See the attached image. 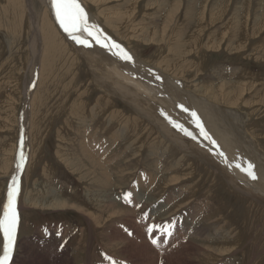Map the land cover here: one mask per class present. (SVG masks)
I'll return each instance as SVG.
<instances>
[{
	"label": "rangeland",
	"instance_id": "1",
	"mask_svg": "<svg viewBox=\"0 0 264 264\" xmlns=\"http://www.w3.org/2000/svg\"><path fill=\"white\" fill-rule=\"evenodd\" d=\"M81 1L88 11L99 18V21L104 24L113 38L126 45L146 64L153 65L166 72V74H170L180 83H184L186 88H190L197 93H205L204 91L209 85L211 86L210 89L215 90L223 84L224 89L231 93L238 84H243V87L247 88L246 93H249L246 95L243 104L240 106L233 105L235 109H239L238 114L245 116L243 121H246L245 119H247L250 111L249 108L244 107L246 100H251L249 94L253 92L258 96L263 95L260 91L264 90V60L259 61L257 58L259 54L257 51L255 52V49L262 47L264 44V41H262L264 40V0H207V2L206 0H197V3L195 0L188 10H186L188 6L186 0H178L179 3L174 2V0H169V2L174 3H169L167 0H157L159 5L155 3V6L154 4L148 5L149 1L154 0H113L112 3H105L99 7L91 0ZM126 1L133 3L128 5ZM164 2L165 6H161L163 7L161 10L160 4ZM21 7L22 11L20 12ZM28 7V1L26 0H14V3L12 0H0V166H2L0 168V204L7 186L6 179L10 174H14L16 170L19 171L21 151L26 157L22 166L24 169H22L19 177L21 193L19 187V193L16 197L18 213L22 212L23 216V224L20 230L22 234L21 236L20 233L17 235V238H20L18 242L19 249L14 254L11 264H69L67 263L68 260L73 264H110L111 261L107 259L109 257L117 262H122V264H134L135 261L128 259L127 256V250L132 245L145 246L148 250L151 246L154 250H157L155 252H158V264H167L166 260L169 258L173 261V257L175 262L182 261L183 264H264V199L255 198V195L238 189L236 186L234 187L224 177V174L208 164L207 160L199 159L194 154L183 153L181 148L170 141H166L163 145L159 144L162 150L154 154L153 158L158 162V170H160L157 174L159 176L154 178L156 174L153 175L152 172L156 171L157 167L149 165V163L152 164V160L148 159V150L144 149V146L147 144L149 146L151 138L149 139L146 136L145 130L149 129L147 132L154 134L153 142L155 137L161 136L159 130H157L158 128L137 112L135 113L129 104L116 97L110 98L105 91L96 85L88 61L66 37L58 22H55V18L52 19L51 12L46 10L47 8L44 7L42 0H34L32 7L36 9L37 14L48 12L52 23L58 26V31L62 32V38L67 42H59L60 45H69L68 48L72 50L73 54H78V62L75 64L71 56V61H68L66 66L63 64L61 55H65V50L60 51L61 55L56 54L59 52H56L54 47L49 44V34L53 32V29L46 24L45 18L40 20L45 24L44 29L47 31H44L45 33L42 31L46 41L43 45V58L37 61L35 57L33 59L34 46L38 42L36 48L40 49L42 41H36L35 39L33 20ZM181 7L183 9L180 10ZM213 8H215V14L211 15ZM169 9L176 12L173 17H166L168 11H170ZM200 10L202 11L200 12ZM233 11L235 14L237 12L239 16L236 14L238 16L236 17ZM219 12L223 13L218 14ZM88 18L89 22L96 20L95 18L91 19L92 17L89 15ZM186 18H190L193 22L189 24L185 20ZM125 20H131L132 22L127 24ZM205 20H207V23ZM212 20L214 21L212 22ZM221 20L224 21L221 22ZM250 24H252L251 27H249ZM142 26L146 27L145 30ZM257 26H263V31L257 32ZM247 27H249L248 30ZM196 29H200V36L195 42L189 43L191 34ZM229 29L233 31L230 32ZM140 32H142L141 37L144 40L137 36ZM256 32L259 35L255 36ZM153 36L155 42L151 40L148 42L147 39ZM177 41L181 46L177 44ZM242 42L244 45L238 47V44ZM52 55L56 56L53 58ZM68 55H70V52H68ZM159 62L162 66L158 64ZM32 71H36L35 75L38 76V79L40 76L41 78L39 85L37 82L34 84L29 106L26 105L24 87L27 81L31 82ZM218 93L220 92L216 89L214 93L216 97L213 99L220 102L227 112H230V110L235 111L233 108L228 109L226 107L227 102L222 94L219 96ZM100 95H102L101 98ZM104 97L108 100V103L106 101L102 102ZM93 109H95V112ZM250 109L252 110V108ZM262 109L264 110V106ZM76 112L78 114L82 113L84 116L85 121L82 123L81 128L93 124V132L97 134L102 130L101 125L108 122L110 117L115 120L114 122H123V125L128 127L127 133L122 135L121 139L112 143L111 151L106 155V157H114V155L118 157L122 153L124 154L109 165V172H115L112 175V180L116 183L108 192V198L102 195L95 196L99 187L97 183L93 182L90 177L87 179L82 177L80 171L66 165L67 152L75 148L78 150L79 143L82 141V137L77 135ZM94 115L96 117L93 120ZM253 118H258V115L253 116ZM22 119H25L27 125L25 132H22ZM92 121H95V123H90ZM252 129V126L249 125L248 130L254 131ZM254 129L257 130L258 135H264V130L260 126H256ZM91 130L92 127L87 131V136H89ZM111 130L106 131V137L110 135ZM105 134L101 132L99 136L102 137ZM162 137H160V140L164 138ZM103 139L105 138L103 137ZM258 140V145L264 153V136L258 137ZM21 141L24 142L22 149L23 143L21 144ZM166 148L169 149L166 151ZM125 150L127 151L125 152ZM171 150L174 152V156L172 155L173 157L170 158ZM11 153L13 154V160L9 164L8 160ZM161 154H163L162 158ZM71 156L72 154L69 153L68 157ZM126 158L127 160H125ZM173 165L176 167L173 168ZM6 166L7 168H5ZM121 167H127L126 173H129L127 182L122 184L121 181L119 182L117 175V171ZM177 174L185 177L190 175V178L195 179L194 181L200 179L201 182L194 188L190 187L191 189L188 188L193 182L192 180H184L178 185H173L172 183L177 182V180L170 181V177ZM138 178H141L142 184L139 181L136 183ZM136 185L139 186L136 187ZM142 187H147L144 192L141 190ZM186 187L187 189H185ZM136 189L139 191H136ZM177 190L183 191L177 195ZM129 191L131 196L127 199L130 202H126V193L128 194ZM93 193L94 195H92ZM98 198L107 205L103 203L102 206L98 202ZM60 199H66V202L69 203L65 206V209H60L62 208L60 207L58 210H54L47 207L50 201H59ZM170 199L172 203L164 206ZM110 200H115L114 204ZM98 204L104 209L98 208ZM110 205H113V207L111 208ZM135 205H137L136 208ZM162 206L164 207L162 208ZM175 209H177L175 212H171ZM192 213L196 215L194 221L191 220ZM128 214L130 215L128 216ZM131 218L135 224L130 222ZM186 220L196 223L199 228L201 226L209 228L212 224L222 225L225 229L230 230L234 237L228 238L229 240L222 239L220 232L218 234L214 233V230L218 228L215 225L213 226L215 229L210 230V234L206 237H211V240L207 241L201 236H196L194 234L196 231L193 232L194 228L185 225ZM179 222H184V225L182 223L180 225ZM44 225L52 231L53 236L51 239H47L45 233L43 236L41 229ZM56 235L59 236L58 239H54ZM38 236L45 238L36 239L35 242V238ZM153 239L158 241V245L152 243ZM110 241L112 245L109 246L107 244H111ZM58 242L63 243L64 248L61 249L62 251L56 245ZM130 244L132 245L130 246ZM39 245H45L44 249ZM220 248H229L230 252L223 253V256L219 253ZM192 250L193 252L190 253ZM66 251H68V254ZM121 252L124 255H121ZM206 253L209 255L211 253V257L207 258L209 255ZM204 255L207 256L204 257ZM220 255L224 257V261H222Z\"/></svg>",
	"mask_w": 264,
	"mask_h": 264
},
{
	"label": "bare ground",
	"instance_id": "2",
	"mask_svg": "<svg viewBox=\"0 0 264 264\" xmlns=\"http://www.w3.org/2000/svg\"><path fill=\"white\" fill-rule=\"evenodd\" d=\"M14 3V0H12ZM24 1V0H23ZM28 1V5L30 8V13H31V17H32V24H33V32L34 35H36V41L40 40L42 41V46L40 49L36 48V44H38V42H36L35 46H34V51H33V59L35 57L36 61L37 60H41V58H43V49H44V42H46L44 40V35H42V31H45V24L40 22V20H43V18H45L46 20V24H48V26L53 29L52 33H48L49 34V39H50V45H52L54 47V49L56 50V54H60L61 50H65V55L61 57H63V64L66 66L68 61H71L70 58L72 56L73 58V62H78V54L75 55L73 54L72 50H70L68 47L69 45L65 44V46L60 45L59 42L61 43H67L65 42V39L62 38L61 33L58 31L59 28H57L58 26H56V24L54 25V23H52V20L48 14V12H51L52 15V19L55 18V22L59 21L56 19V14H55V10L52 7V0H42V2L44 3V7H46L48 10L45 11L44 14H37L36 13V9H34L32 6L34 5V0H26ZM92 3H95L96 5L101 6L102 4L105 3H112L113 0H91ZM118 1V0H116ZM166 1V0H165ZM180 1V0H179ZM178 0H174V2L179 3ZM188 3L187 9H190L189 6L192 4V2H195V0H186ZM221 1V0H220ZM128 3V5L132 4L133 2L130 1H126ZM167 2H169V0H167ZM174 2H169V3H174ZM207 2V0H206ZM206 2H205V6H206ZM210 2V1H209ZM79 3L81 4V6L85 9V11L87 12V14L89 16H91V19H96L94 22H90V23H94L96 25H98L102 30L103 33H105L108 37L111 38L112 41H115L117 44H119L124 50H126L133 58L132 62L126 61L124 59H122L119 55L114 54L117 50L116 49H112L111 51L108 48H105L103 46H101V44H97L95 43V41L88 37V39L91 42V46L90 47H85L81 44H78L76 41H74L71 36H69V34L67 32L64 31V29L62 28L64 34L66 35V37L74 44V46L79 50V52L81 53V55H83V57L86 58V60L88 61V66L90 68V70L92 71L93 74V78H94V82L96 83V85L102 89L103 91H105L110 98L116 97L121 99L122 101L126 102L127 104H129L132 109L135 111V113L137 112L138 114H140L142 117H144L147 121H149V123H151L152 125L154 124L159 130V134H161V136H163L160 140V135H158V137H155V140L152 142V138L154 137L151 133H148L147 131L149 130H145L146 136L150 139L151 138V142L146 146H144V149L146 148L148 150V159L152 160V164L149 163V165H155L157 167L156 171L152 172L153 175L156 174V176L154 178H157L159 175H157L160 170L159 169V164L157 161H155L154 154L156 152H159L160 150H162V148H160V145L165 144L166 141H170L172 144L178 146L179 148L182 149L183 153L185 154H194L196 156L199 157V159H205L207 160L208 164H210L212 167H214L216 170L222 172L224 174V177L228 180V182H230L234 187L236 186L238 189H241L247 193L253 194L255 195V198H262L264 199V153H262L260 145L259 144V140L258 137H262L264 136L262 135H258V132L256 129H254L256 126H260L261 129L264 130V110L262 109V107L264 106V90H261L260 92L263 93V95H259L258 94H254L253 92L249 94V98L251 100H246L244 107L245 108H249V112H248V117L247 119H245L246 121H243V119L245 118V116H242L241 114H238L237 112H239V109H235L233 107V105H238L240 106L241 104H243L244 99H246V95L249 93L247 92V88L244 86L243 84H238L237 87L232 90V92L230 93L229 91H226L224 89V85L221 84L219 85L218 88H216L220 93H218V95L220 96L222 94L224 100L227 102L226 107H228V109H235V111L230 110V112H227V110L225 109V107L220 104V102H216L214 99L216 97V95H214L215 90L214 89H210L209 87H211L209 85V87L207 89H205V87H203L205 89V93H197L195 91H193L192 89H188L185 87L184 83H180L178 80H176L175 78H173L170 74H166V72L160 70L159 68L155 67V66H150L148 64H146L145 62H143L136 53H133L126 45L122 44L121 42L117 41L115 38H113L109 32L107 31V29L105 28L104 24L102 22L99 21V18L91 13L90 11H88L87 7L85 6V4L79 0ZM126 3V4H127ZM158 3L157 0L154 1H149L148 5L151 6V4ZM197 3V0H196ZM214 3V2H213ZM220 3V2H219ZM244 3V2H243ZM181 4V3H180ZM179 4V6H180ZM184 4V3H183ZM194 4V3H193ZM218 4V3H217ZM216 4V5H217ZM227 4V3H226ZM224 4V5H226ZM24 5V4H23ZM95 5V6H96ZM159 5V3H158ZM187 5V4H186ZM195 5V4H194ZM219 5V4H218ZM243 5V4H242ZM161 6H165V2L163 4H160ZM168 6V5H167ZM193 6V5H192ZM196 6V5H195ZM221 6V5H220ZM204 7V6H203ZM202 7V8H203ZM218 7V6H217ZM229 7V6H228ZM20 8V7H19ZM49 8V9H48ZM103 8V7H102ZM159 8V6H158ZM172 8V7H171ZM186 8V7H185ZM237 8V7H236ZM239 8V7H238ZM163 9V7H161V10ZM183 9L182 7L180 8V10ZM197 9V8H196ZM224 9V8H223ZM240 9V8H239ZM50 10V11H49ZM106 10V9H105ZM108 10V9H107ZM124 10V9H123ZM170 10V9H169ZM185 10V9H184ZM195 10V9H194ZM192 11L193 13L195 11ZM218 10V9H217ZM225 10V9H224ZM222 10V11H224ZM227 10V9H226ZM230 10V9H229ZM22 11V7L20 12ZM102 11V10H101ZM109 11V10H108ZM125 11V10H124ZM190 11V10H189ZM188 11V12H189ZM202 10H200L201 12ZM205 11V10H204ZM203 11V12H204ZM236 11V10H235ZM238 11V10H237ZM44 12V11H43ZM169 13H167L166 17H173L174 14L176 13L174 10H170L168 11ZM191 12V11H190ZM189 12V13H190ZM206 12V11H205ZM229 12V11H228ZM25 13V12H24ZM156 13V12H155ZM154 13V14H155ZM181 13V12H180ZM184 13V11H183ZM208 13V12H207ZM223 12H219L218 14H221ZM234 13V11H233ZM256 13V12H255ZM186 14V11H185ZM188 14V13H187ZM202 14V13H200ZM199 14V15H200ZM206 14V13H205ZM215 14V8H213L211 10V15ZM235 14V13H234ZM237 14V12H236ZM235 14V16H236ZM16 15V14H15ZM113 15V13H112ZM184 15V14H183ZM193 16H195L194 14H192ZM190 15V16H192ZM223 15V14H222ZM238 15V14H237ZM250 15V14H249ZM255 15V14H254ZM264 15V14H263ZM206 16V15H205ZM221 16V15H219ZM239 16V15H238ZM236 16V17H238ZM260 16V15H259ZM112 17V16H111ZM188 17V16H187ZM199 17V16H198ZM202 17V16H201ZM217 17V16H216ZM256 17V16H255ZM90 18V17H89ZM88 18V19H89ZM191 18V17H190ZM190 18H186L185 20H187L189 22V24H191L193 21H191ZM204 18V17H203ZM213 18V17H211ZM221 18V17H220ZM219 18V19H220ZM233 18V16H232ZM250 18V17H249ZM257 18V17H256ZM255 18V19H256ZM175 19V18H174ZM207 19V18H205ZM217 19V18H216ZM218 19V20H219ZM236 19V18H235ZM173 20V19H172ZM251 20H252V16H251ZM250 20V21H251ZM18 21V20H17ZM119 21V20H118ZM127 21V24H131V20H125ZM175 21V20H174ZM180 21V20H179ZM214 20H212L213 22ZM224 21V20H223ZM221 20V22H223ZM229 22V20H227ZM226 21V22H227ZM239 21H241L239 19ZM248 21V22H250ZM253 21V20H252ZM258 21V19H257ZM22 22V21H21ZM45 22V21H44ZM109 22V21H108ZM177 22V21H176ZM195 22V21H194ZM205 22L207 23V20H205ZM210 22V21H209ZM216 22V21H215ZM214 22V23H215ZM220 23V20L218 21ZM42 23V24H41ZM199 23V22H198ZM204 23V21H203ZM233 23V20H232ZM238 23V21H237ZM251 23V22H250ZM256 23V22H254ZM262 23V22H261ZM201 24V23H200ZM205 24V23H204ZM203 24V25H204ZM231 24V23H230ZM240 24V23H239ZM60 25V24H59ZM196 25V24H195ZM232 25V24H231ZM234 25V24H233ZM248 25V24H247ZM252 24L249 25V27H251ZM156 26V25H155ZM201 26V25H200ZM210 26V25H209ZM212 26V24H211ZM216 26V25H215ZM214 26V27H215ZM223 26V25H222ZM225 26V25H224ZM229 26V25H227ZM48 27V28H49ZM143 27V26H142ZM150 27V26H149ZM190 27V26H189ZM218 27V26H217ZM216 27V28H217ZM220 27V25H219ZM247 27V30L248 28ZM144 28V27H143ZM146 28V27H145ZM144 28V30H145ZM206 28V27H205ZM229 28V27H228ZM263 26H257V32L262 30ZM44 29V30H43ZM212 29V28H211ZM215 29V28H214ZM239 29V28H238ZM242 29V28H241ZM246 29V28H245ZM244 29V30H245ZM200 29H196L191 35V39L189 40V43H193L195 42L198 37L200 36ZM205 30V29H204ZM218 30V29H217ZM230 30V29H229ZM264 30V29H263ZM262 30V31H263ZM49 31V29H48ZM143 31V30H142ZM148 31V30H147ZM146 31V32H147ZM233 30H230V32ZM238 31V30H237ZM261 31V33H262ZM47 32V31H45ZM44 32V33H45ZM144 32V31H143ZM157 32V31H155ZM187 32V31H186ZM203 32V31H202ZM206 32V31H205ZM217 32V31H216ZM219 32V31H218ZM240 32V31H239ZM255 33V36L258 33ZM28 33V32H27ZM141 33H138L137 36L140 37V39L144 40V38H142ZM215 33V32H214ZM228 33V32H226ZM225 33V34H226ZM234 33V32H233ZM249 33V32H248ZM157 34V33H156ZM205 34V33H204ZM217 34V33H216ZM224 34V37H225ZM81 35H85V34H81ZM158 35V34H157ZM163 34L161 33V36ZM238 35V34H237ZM247 35V34H246ZM259 35V34H258ZM261 35V34H260ZM263 35V34H262ZM44 36V37H43ZM160 36V35H159ZM209 36V35H208ZM223 36V35H221ZM239 36V35H238ZM143 37H145L143 35ZM148 37V36H147ZM158 37V36H157ZM156 37V38H157ZM249 37V36H248ZM146 38V37H145ZM210 38V37H209ZM216 38V37H215ZM214 38V39H215ZM228 38V37H227ZM234 38V37H233ZM256 38V37H255ZM34 39V38H33ZM46 39V38H45ZM203 39V38H202ZM232 39V38H231ZM238 39V38H237ZM247 39V37H246ZM258 39V38H257ZM67 40V39H66ZM154 41L155 42V38L150 37L147 39V41ZM222 40V39H221ZM226 40V39H225ZM243 40V39H242ZM174 41V40H172ZM227 41V40H226ZM236 41V40H235ZM244 41V40H243ZM254 41V40H253ZM252 41V42H253ZM256 41V40H255ZM264 41V40H262ZM159 42V41H158ZM162 42V41H161ZM201 42V41H200ZM214 42V40H213ZM251 42V43H252ZM198 43V42H197ZM204 43V42H203ZM211 43V42H210ZM232 43V42H230ZM229 43V44H230ZM235 43V42H234ZM247 43V40H246ZM177 44L181 46V44L177 41ZM175 44V45H177ZM187 44V43H186ZM201 44V43H200ZM233 44V43H232ZM250 44V43H249ZM198 45V44H197ZM219 45V44H218ZM228 45V44H227ZM231 45V44H230ZM244 45V43H240L238 44V47H242ZM247 45V44H246ZM183 46V45H182ZM205 46V45H204ZM212 46V45H211ZM222 46V45H221ZM64 47V48H63ZM194 47V46H193ZM200 47V46H197ZM202 47V46H201ZM237 47V48H238ZM247 47V46H244ZM256 47V46H255ZM48 48V47H47ZM213 48V47H210ZM29 49V48H28ZM27 49V50H28ZM50 49V48H49ZM53 49V48H52ZM196 49V48H195ZM199 49V48H198ZM46 50V49H45ZM44 50V52H45ZM188 50V49H187ZM194 50V49H193ZM241 50V49H240ZM246 50V49H245ZM191 51V50H189ZM231 51V50H230ZM257 51V53L259 54L257 56V58L260 60H264V44L262 47L256 48L255 52ZM68 52H70V55H68ZM192 52V51H191ZM236 52V51H234ZM240 52V51H239ZM243 53V52H242ZM190 54V53H188ZM249 54V53H248ZM18 55V54H17ZM251 55V54H250ZM56 55H52V57L54 58ZM167 56V55H166ZM250 57V56H249ZM166 58V57H165ZM255 58V57H254ZM209 60V59H208ZM34 61V60H33ZM197 62V61H196ZM80 64V63H79ZM159 65L160 62L158 63ZM202 64V63H201ZM78 65V63H77ZM162 66V65H161ZM164 66V65H163ZM169 66V65H168ZM79 67V66H78ZM182 67V66H181ZM189 67V65H188ZM236 67V66H235ZM77 68V67H76ZM170 68V66H169ZM187 68V67H186ZM185 68V70H186ZM237 68V67H236ZM69 69V68H68ZM164 69V68H163ZM173 69H175L173 67ZM198 69V68H197ZM234 69V68H233ZM61 70V69H60ZM70 70V69H69ZM40 71V70H39ZM168 71V70H167ZM180 71V70H179ZM182 71L184 72V70L182 69ZM198 71V70H197ZM33 72V83L32 80L27 81L25 88V96H26V105L30 106V98L34 89V84L37 82V84L39 85V81L41 76L38 79V76L35 75L36 71H32ZM79 72V71H78ZM77 72V73H78ZM181 72V71H180ZM74 73V72H73ZM177 73V72H176ZM186 73V71H185ZM198 73V72H197ZM80 74V73H79ZM178 74V73H177ZM180 74V73H179ZM184 74V73H183ZM42 75V74H41ZM181 75V74H180ZM196 75V74H195ZM246 75V74H245ZM251 75V74H250ZM69 76V75H68ZM182 76V75H181ZM259 76V75H258ZM70 77V76H69ZM183 77V76H182ZM78 78V77H77ZM264 78V77H263ZM205 80V79H204ZM208 80V79H207ZM210 80V79H209ZM69 81V80H68ZM206 81V80H205ZM185 82V81H184ZM229 82V81H228ZM232 83V81H231ZM196 84V82H195ZM200 84V83H199ZM203 84V83H202ZM234 84V83H232ZM230 86V85H229ZM36 88V87H35ZM40 88V87H39ZM215 88V87H214ZM203 89V90H204ZM254 89V88H252ZM37 90V89H36ZM39 90V89H38ZM93 91V90H92ZM96 92V91H95ZM208 92V93H206ZM227 92V93H226ZM217 93V92H216ZM256 93V92H255ZM39 95V94H38ZM214 95V96H213ZM217 95V96H218ZM79 96V95H78ZM102 95H100L101 98ZM218 96V97H219ZM256 96V97H255ZM40 97V96H39ZM36 98V96H35ZM80 98V97H78ZM214 98V99H213ZM255 98V100L253 101V99ZM99 99V98H98ZM97 99V100H98ZM109 99V98H108ZM221 99V98H220ZM38 100V99H37ZM40 100V99H39ZM74 100V99H73ZM100 100V99H99ZM77 101V100H76ZM106 101V103H108L104 97V99L102 100V102ZM221 101V100H220ZM100 102V101H99ZM101 103V102H100ZM34 104V103H33ZM83 104V103H82ZM75 105V104H74ZM77 105V104H76ZM81 105V104H80ZM183 105L184 108L189 109V111H184L180 106ZM236 105V106H237ZM99 106V105H98ZM108 106V105H107ZM76 107V106H75ZM231 107V108H230ZM28 108V107H27ZM74 108V107H73ZM77 108V107H76ZM252 108V110L250 109ZM78 109V108H77ZM95 109H93L94 111ZM79 111V110H78ZM191 111H195L197 113V116L199 117V121L203 124V127L206 129V131L209 133V135L211 136L212 140H215V144L212 143L211 140L205 139V137L203 135H201V131L200 128L197 126L196 123V118L193 117L191 115ZM44 112V111H43ZM67 112V111H66ZM73 112V111H72ZM95 112V111H94ZM262 112V113H261ZM163 113H167V117H171L172 120L177 121L178 123L182 124L184 126V128L188 129L190 132L193 133V136H188L185 135L183 131H181L180 129L174 127L172 125V123L169 122L168 118L163 114ZM245 114V113H243ZM251 114H253L252 116H250ZM24 115V114H23ZM101 115V114H100ZM258 115V118H253V116ZM48 116V115H47ZM247 116V115H246ZM51 117V116H50ZM69 117V116H68ZM96 117V115H94V118ZM102 117V116H100ZM88 118V117H87ZM75 119H77V135H79L80 137H82V141L79 143L78 146V150H76V148L74 150H69L67 152V166L71 167L75 170L80 171L81 176L84 178H89L93 180V182L97 183V185L99 186L98 189L96 190L95 196H99L102 195L104 197H107L108 192H110V190L112 189L114 183H116L115 181L112 180V175L115 172H109L110 168L109 165L112 164L114 162V160L118 157H122L124 154L122 153L121 156L116 157L114 155V157H106V155L111 151V146L112 143H115V141H118L119 139H121V136L124 135L125 133H127V129L128 127L123 125V122H119L112 119V117H110L109 121L106 122L104 125L102 126V130L97 134L93 132L94 129V125L93 124H89V126H83V129L81 128L82 123H84V116L82 115V113L78 114L77 112L75 113ZM92 119V118H91ZM102 119V118H101ZM252 119V120H251ZM23 120V119H22ZM25 120V119H24ZM23 120L22 124V132H25V129L27 127L26 122ZM127 120V119H126ZM95 123V121H92L90 123ZM263 122V123H262ZM65 123V122H64ZM88 123V122H87ZM263 124V125H261ZM127 125V124H126ZM249 125L252 126V130L254 131H250L248 130ZM44 126V125H43ZM112 126V127H111ZM92 127V130L89 133V136H87V131ZM111 127V128H110ZM89 128V129H88ZM43 129V128H42ZM108 129H112L110 131V135L106 137V131ZM139 129V128H138ZM9 130V129H8ZM11 130V129H10ZM256 130V131H255ZM117 131V132H116ZM101 132H104V136L100 137L99 134H101ZM258 135V137H257ZM116 136V137H115ZM120 136V137H118ZM143 136V135H142ZM103 137L105 139H103ZM115 137V138H114ZM141 137V136H140ZM146 137V138H147ZM195 137V138H193ZM24 138V135H23ZM84 138V139H83ZM102 138V139H101ZM129 139V138H128ZM140 139V138H139ZM127 140V139H126ZM130 140V139H129ZM147 140V139H146ZM138 142V141H137ZM160 144V145H159ZM67 145V144H66ZM169 145V144H168ZM217 145L219 146L217 148ZM24 146V142L22 144L21 149ZM131 146V143H130ZM15 147V146H14ZM13 147V148H14ZM129 147V146H128ZM127 147V149H128ZM132 147V146H131ZM163 147V146H162ZM65 148V146H64ZM68 148V147H67ZM126 148V147H125ZM169 148H166V151ZM172 149V147H171ZM25 150V149H24ZM130 150V149H129ZM127 150H125L126 152ZM165 149L164 152L166 153ZM140 152V150L138 151V153ZM219 152H223L226 154L227 157V163L225 162L224 158L221 157L218 153ZM25 153V152H24ZM71 153L72 154V158L68 157V154ZM134 153V152H133ZM136 153V154H138ZM7 154V153H5ZM157 154V153H156ZM120 155V154H119ZM159 155V154H158ZM174 156V152L171 150V155L170 158ZM8 156V155H7ZM70 156V155H69ZM128 156V155H126ZM161 158L163 157V154L160 155ZM185 156V155H184ZM25 157V154H24ZM26 158V157H25ZM65 158V157H64ZM197 158V157H196ZM131 159V158H130ZM140 159V158H139ZM13 160V154L11 153L9 155V160L8 163L10 164V162L12 163ZM65 160V159H64ZM87 160V162H86ZM127 160V158L125 159ZM66 161V160H65ZM154 161V162H153ZM179 161V160H178ZM248 161H250L252 164H254L255 168H254V172H255V179L250 178L245 172L241 171L239 168L234 167L235 164L240 163V164H246ZM150 162V161H149ZM25 163V160L23 162V164ZM125 163V162H124ZM129 163V161H128ZM21 164V158L19 161V165ZM83 164V165H82ZM185 164V163H184ZM121 165V164H120ZM130 165V164H129ZM132 165V164H131ZM163 165V164H162ZM166 165V164H165ZM174 166V165H173ZM2 166H0L1 168ZM4 167V166H3ZM176 166H174L173 168H175ZM211 167V168H212ZM7 168V166L5 167ZM19 172H22V167H19ZM127 168V167H126ZM126 168L121 167V169L119 171H117V175L119 177V182L121 181V184L123 182H127V178H128V174L126 173ZM194 168V167H193ZM143 169V168H142ZM143 171V170H142ZM139 172V171H138ZM220 172H218L220 174ZM145 173V171H144ZM143 173V174H144ZM151 173V175H152ZM148 174V173H147ZM185 175V174H183ZM139 176V175H138ZM134 177V176H133ZM85 179V180H86ZM88 179V180H90ZM132 179V178H131ZM130 179V180H131ZM147 180L149 178H146ZM128 180V181H130ZM146 180V181H147ZM153 180V179H151ZM150 180V181H151ZM157 180V179H155ZM171 180H177V182L172 183L173 185L176 184H180L182 183L184 180H192L193 182H191L190 186L188 189H191L190 187H196L198 186V183L201 182L200 179H198L197 181H194L195 179H192V177L190 178V175L185 176H181V175H172L170 177V181ZM205 180V179H204ZM135 181V180H134ZM140 182L141 184L143 183L141 178H138L136 180L137 182ZM118 182V181H117ZM154 182V181H153ZM135 183V184H136ZM131 184V183H130ZM18 185V184H17ZM129 185V184H128ZM144 185V184H143ZM95 186V185H94ZM118 186V185H117ZM116 186V187H117ZM120 186V185H119ZM139 185H136V187H138ZM97 187V186H96ZM179 187V186H178ZM19 188V185H18ZM132 188V187H131ZM147 187H142V191L144 192V190ZM89 189V188H88ZM187 189V187L185 188ZM50 190V189H48ZM126 190V189H125ZM138 189H136L137 191ZM91 191V190H90ZM94 191V189H93ZM127 191V190H126ZM135 191V190H134ZM139 191V190H138ZM183 190H177V195H179L180 193H182ZM92 193V192H91ZM130 193V191H129ZM132 193V192H131ZM173 193V192H172ZM39 194V193H38ZM127 194V193H126ZM144 194V193H143ZM94 195V193L92 194ZM106 195V196H105ZM131 196V195H130ZM176 196V195H175ZM113 197V196H112ZM140 197V196H139ZM102 198V197H101ZM108 198V197H107ZM54 199V198H53ZM58 199V198H57ZM141 199V198H140ZM168 199V198H167ZM172 199V198H171ZM171 199L170 201H167V203L164 205H168L171 204ZM34 200V199H33ZM109 201V200H107ZM115 200H110V202L112 204H114ZM137 201V199H136ZM135 201V202H136ZM139 201V200H138ZM258 201V200H257ZM98 202L103 206V201L101 202L98 198ZM110 203V204H111ZM162 203V202H161ZM46 204V203H45ZM106 204V203H104ZM117 204V203H116ZM115 204V205H116ZM136 204V203H135ZM238 204V203H237ZM236 204V205H237ZM66 205H69V203L66 202V199H60L58 200H53L50 201L48 206L50 209H54V210H58V208L60 209H65ZM107 205V204H106ZM105 205V206H106ZM153 205V204H152ZM73 206V205H72ZM102 206H100L98 204V208H103ZM109 206V203H108ZM111 206V205H110ZM137 205H135L136 208ZM162 206V208L164 207ZM188 206V205H187ZM75 207V206H74ZM113 207V205L111 206V208ZM181 207V206H180ZM192 207V206H190ZM224 207V206H223ZM227 207V205H226ZM69 208V207H67ZM71 208V207H70ZM106 208V207H105ZM128 208V207H127ZM158 208V207H157ZM217 208V207H216ZM240 208V207H239ZM104 209V208H103ZM122 209V208H121ZM206 209V208H205ZM223 209V208H222ZM102 210V209H101ZM118 210V209H117ZM116 210V211H117ZM131 210V209H130ZM154 211H156L155 209H153ZM162 210V209H161ZM177 209L175 210H171V212H175ZM187 210V209H186ZM196 210V209H195ZM108 211V210H107ZM122 211V210H121ZM179 211V210H178ZM80 212V211H79ZM113 212V211H112ZM182 212V211H181ZM232 212V211H230ZM106 213V212H105ZM154 213V212H153ZM186 213V212H185ZM191 213V212H190ZM133 214V213H132ZM131 214V215H132ZM147 214V213H146ZM169 214V213H168ZM210 214V213H209ZM130 214H128L129 216ZM179 215V212L177 213V217ZM125 217V215H123ZM153 217V216H152ZM170 217V216H169ZM187 217V216H186ZM190 217V216H189ZM100 218V217H99ZM126 218V217H125ZM194 218H196L195 214H191V220H193ZM226 218V217H225ZM223 218V219H225ZM127 219V218H126ZM139 219V218H138ZM179 219V218H178ZM222 219V220H223ZM125 220V219H124ZM130 220V219H129ZM141 220V219H140ZM180 220V219H179ZM240 220V219H239ZM127 221V220H126ZM125 221V222H126ZM139 221V220H138ZM194 221V220H193ZM243 221V220H242ZM65 222V221H64ZM132 223H134L131 221ZM219 222V221H218ZM227 222V221H226ZM74 223V222H73ZM124 223V222H123ZM138 223V222H137ZM175 223V222H174ZM180 223V222H179ZM182 223V222H181ZM180 223V225H181ZM184 223V222H183ZM182 223V224H183ZM220 223V222H219ZM135 224V223H134ZM131 224V225H134ZM244 224V223H243ZM70 225V224H69ZM115 225V224H114ZM141 225V224H140ZM178 225V224H177ZM184 225V224H183ZM185 225L187 227L191 226L192 228H194L193 232L196 231L194 234L196 236H201L203 238H205L207 241L211 240V237L206 238L209 234H210V230H214L216 224H212L209 228L207 227H203L201 226L200 228L197 226V224L192 221H188L186 220ZM264 225V224H263ZM62 226V225H61ZM66 226V225H65ZM75 226V225H74ZM73 226V227H74ZM136 226V225H135ZM135 226H133L135 228ZM138 226V225H137ZM136 226V227H137ZM200 226V224H199ZM217 226V225H216ZM70 227V226H68ZM67 227V228H68ZM116 227V226H115ZM114 227V228H115ZM218 228H216L214 230V233L218 234L220 232V237L222 239H228L231 237H234V235L231 234L230 230L225 229V227H223L222 225H218ZM240 227V226H239ZM65 228V227H64ZM105 228V227H104ZM71 229V228H70ZM137 229V228H136ZM73 230V229H72ZM109 230V229H108ZM119 230V229H118ZM139 230V229H138ZM141 231V228H140ZM71 232V231H70ZM110 232V231H109ZM64 233V232H63ZM141 233V232H140ZM138 234V233H136ZM142 234V233H141ZM110 235V234H109ZM116 235V234H114ZM236 235V234H235ZM124 236V235H123ZM109 237V236H108ZM113 237V236H112ZM143 237V236H142ZM77 238V237H76ZM130 238V237H129ZM160 238V237H159ZM54 239H57L56 237ZM63 239V238H62ZM61 239V240H62ZM60 240V241H61ZM114 240V239H113ZM118 240V239H117ZM128 240V237H127ZM130 240H132L130 238ZM220 240V238H219ZM229 240V239H228ZM125 241V240H124ZM133 241V240H132ZM111 242V241H110ZM114 242V241H113ZM137 242V241H136ZM239 242V241H238ZM93 243V242H92ZM122 243V242H121ZM130 243V242H129ZM128 243V244H129ZM60 243L58 242V244H56L58 247ZM125 244V243H124ZM139 244V243H138ZM243 244V243H242ZM105 245V244H104ZM107 245H112L111 244H107ZM106 245V246H107ZM132 244H130L131 246ZM238 245V244H237ZM37 246V245H36ZM56 246V247H57ZM86 246V245H85ZM124 246V245H123ZM129 246V245H128ZM129 246V247H130ZM150 246V245H149ZM148 246V247H149ZM185 246V245H184ZM240 246V245H239ZM151 247V246H150ZM149 250L144 247H139V245H132V247H130L127 250V256L129 257L128 259L135 261V263L137 264H158L159 263V258H158V252H155L157 250H154V248H150ZM190 247V246H189ZM189 247H184L186 249H188ZM207 248H209L208 246H206ZM127 248V247H126ZM183 248V247H182ZM125 249V248H123ZM183 249V250H186ZM190 249V248H189ZM213 249V248H212ZM234 249V248H233ZM32 250V249H31ZM34 250V249H33ZM36 250V249H35ZM68 250V249H66ZM78 250V249H77ZM208 250V249H207ZM215 250V249H214ZM70 251V250H69ZM209 251V250H208ZM33 252V251H32ZM31 252V253H32ZM68 254V251H66ZM193 250L190 252L192 253ZM206 252V251H205ZM225 252H230L229 248H220V252L221 255H223V253ZM29 253V252H28ZM34 253V252H33ZM104 253V252H103ZM207 254V253H206ZM233 254V253H232ZM41 255V254H40ZM115 255V254H114ZM121 255L122 254L121 252ZM126 255V254H125ZM193 255V254H192ZM209 255V254H207ZM206 255V256H207ZM211 255V253H210ZM207 256L211 257V256ZM220 255V257H222ZM17 256V255H16ZM33 256V255H32ZM56 256V255H54ZM71 256V255H70ZM204 255V257H206ZM224 256V255H223ZM248 256V255H247ZM169 257V256H168ZM173 257V256H172ZM190 257V256H189ZM243 257V256H242ZM29 258V256H28ZM122 258V257H121ZM182 258L184 259V256L182 255ZM181 258V259H182ZM196 258V257H195ZM256 258V257H255ZM20 259V258H19ZM70 259V258H69ZM95 259V258H94ZM108 259V258H107ZM127 259V261H128ZM263 259V258H262ZM18 260V259H16ZM114 260V259H113ZM260 260V259H259ZM167 264H183V262H175L174 257H173V261H171V259L169 260V258L166 260ZM185 261V259H184ZM222 261H224V257H222ZM257 261V259H256ZM19 262V261H18ZM89 262V261H88ZM264 262V261H263ZM16 263V261H15ZM69 264H73L71 261L68 260ZM106 263V262H105ZM134 263V264H135ZM17 264V263H16ZM92 264V263H90ZM111 264V262H110ZM232 264V263H231ZM262 264V263H261Z\"/></svg>",
	"mask_w": 264,
	"mask_h": 264
},
{
	"label": "snow or ice",
	"instance_id": "3",
	"mask_svg": "<svg viewBox=\"0 0 264 264\" xmlns=\"http://www.w3.org/2000/svg\"><path fill=\"white\" fill-rule=\"evenodd\" d=\"M52 7L55 10L56 19L59 21L60 26L64 29L65 32L71 36V38L76 41L78 44H81L85 47H90L91 42L88 37L92 38L95 43L101 44V46L108 48L110 51L116 49L114 53L119 55L122 59L132 62V56L124 50L119 44L115 41H112L103 30L96 24L90 23L88 19V14L85 9L79 3V0H52ZM85 34V35H81ZM184 111H189V109L184 108L183 105L180 106ZM167 117V113H163ZM191 115L196 118L197 126L200 128L201 135L205 139L211 140L215 144V140H212L209 133L203 127V124L199 121V117L195 111H191ZM169 122L172 125L181 131L185 135L193 136V133L177 121L172 120L171 117H167ZM195 138V137H193ZM23 141H21V144ZM219 146L217 145V148ZM221 157L224 158L227 163L226 154L223 152L218 153ZM21 164L19 167L23 166V162L26 159L23 152L20 153ZM234 167L239 168L241 171L245 172L250 178L255 179L254 164L248 161L246 164L237 163ZM19 193V188L17 185L16 178H13V183L8 191L7 203L4 206L3 216L0 218V229L3 230V235L5 238V245L3 254L0 255V264H10V260L14 248V234L18 223V212L16 209V197ZM130 193L126 194V202H130L127 197H130ZM151 230V229H150ZM170 234V230H169ZM153 244L158 245V241L153 239ZM111 261V264H122V262H117L111 257L108 258Z\"/></svg>",
	"mask_w": 264,
	"mask_h": 264
},
{
	"label": "crops",
	"instance_id": "4",
	"mask_svg": "<svg viewBox=\"0 0 264 264\" xmlns=\"http://www.w3.org/2000/svg\"><path fill=\"white\" fill-rule=\"evenodd\" d=\"M14 172V171H13ZM12 175H13V173L12 174H10V176L6 179V189H5V193H4V198L2 197V202H1V204H0V214H1V212H2V210H3V208H4V205H5V196H6V191H7V188H8V184H9V182H10V179H11V177H12ZM21 214H22V212H21ZM2 236H1V233H0V253H1V251H2V249H1V246H2Z\"/></svg>",
	"mask_w": 264,
	"mask_h": 264
}]
</instances>
